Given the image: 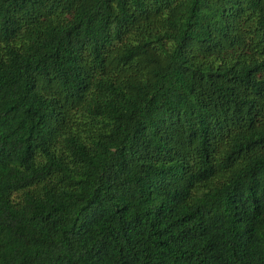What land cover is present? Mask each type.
I'll return each mask as SVG.
<instances>
[{
	"label": "trees",
	"instance_id": "16d2710c",
	"mask_svg": "<svg viewBox=\"0 0 264 264\" xmlns=\"http://www.w3.org/2000/svg\"><path fill=\"white\" fill-rule=\"evenodd\" d=\"M0 264H264V0H0Z\"/></svg>",
	"mask_w": 264,
	"mask_h": 264
}]
</instances>
